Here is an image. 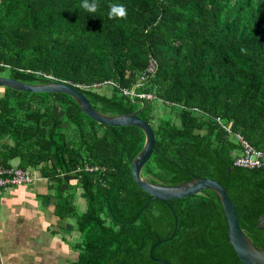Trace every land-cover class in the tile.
Returning <instances> with one entry per match:
<instances>
[{
  "label": "trees",
  "instance_id": "1",
  "mask_svg": "<svg viewBox=\"0 0 264 264\" xmlns=\"http://www.w3.org/2000/svg\"><path fill=\"white\" fill-rule=\"evenodd\" d=\"M82 2L0 0V72L66 82L102 114L138 110L154 135L140 177L217 181L264 250V166L233 165L240 146L216 120L264 152V0H95V13ZM114 4L126 18L109 16ZM143 143L140 128L98 123L65 93L0 87V165L17 158L56 188L73 176L84 200L76 212L73 192L56 195V216L74 217L80 234L70 264H240L213 190L159 201L136 185L130 162Z\"/></svg>",
  "mask_w": 264,
  "mask_h": 264
},
{
  "label": "crops",
  "instance_id": "2",
  "mask_svg": "<svg viewBox=\"0 0 264 264\" xmlns=\"http://www.w3.org/2000/svg\"><path fill=\"white\" fill-rule=\"evenodd\" d=\"M8 162L16 166L18 159ZM34 173L32 182L0 193V264H70L77 257L80 234L74 217L56 216V195L73 192L75 207L84 200L73 176H64L56 188L54 181Z\"/></svg>",
  "mask_w": 264,
  "mask_h": 264
},
{
  "label": "water",
  "instance_id": "3",
  "mask_svg": "<svg viewBox=\"0 0 264 264\" xmlns=\"http://www.w3.org/2000/svg\"><path fill=\"white\" fill-rule=\"evenodd\" d=\"M5 86L19 91L26 92H61L69 95L77 103L81 111L93 119L94 121L110 126H136L140 128L144 134V143L141 150L134 156L130 162V174L132 180L136 185L145 191L150 196L159 201L166 199H176L193 195L202 189L213 190L219 199L221 209L225 220V234L229 245L236 255V259L240 264H264V250L254 246L252 242L243 234L239 227L235 208L228 197L225 188L217 181L206 178L198 177L192 178L189 181L174 184V185H161L151 183L139 175L140 168L149 158L154 135L150 125L143 119L137 116L138 110L130 113H120L118 115H106L96 111L86 99V97L76 88L66 82L59 80H47L41 83H27L14 78L0 75V87ZM264 220L261 216L258 222ZM175 229V218L174 227ZM161 242L157 239L148 249V256L151 258V250L153 247ZM165 264H170L163 261Z\"/></svg>",
  "mask_w": 264,
  "mask_h": 264
},
{
  "label": "built area",
  "instance_id": "4",
  "mask_svg": "<svg viewBox=\"0 0 264 264\" xmlns=\"http://www.w3.org/2000/svg\"><path fill=\"white\" fill-rule=\"evenodd\" d=\"M155 69V63L149 61L144 74L139 77V80H143L146 74L152 73ZM129 95H133L132 88L128 91H124ZM139 98L150 99L151 95L138 94ZM217 122L223 127V129L233 136L240 146V152L233 159V165L245 168H257L264 166V152L253 148L240 134L232 133L229 128L223 125L218 118ZM92 167H88L87 170H92ZM36 174L28 169H22L17 166H1L0 165V193L8 186L28 184L36 178Z\"/></svg>",
  "mask_w": 264,
  "mask_h": 264
},
{
  "label": "clouds",
  "instance_id": "5",
  "mask_svg": "<svg viewBox=\"0 0 264 264\" xmlns=\"http://www.w3.org/2000/svg\"><path fill=\"white\" fill-rule=\"evenodd\" d=\"M81 7L89 13H95L98 10V5L95 0H83ZM109 16L111 18H126L127 9L124 5H111L109 10Z\"/></svg>",
  "mask_w": 264,
  "mask_h": 264
},
{
  "label": "rangeland",
  "instance_id": "6",
  "mask_svg": "<svg viewBox=\"0 0 264 264\" xmlns=\"http://www.w3.org/2000/svg\"><path fill=\"white\" fill-rule=\"evenodd\" d=\"M0 74L3 75V76H6V72L5 71L0 72ZM156 115L159 116V117H161V116L162 117H167L169 115V112H167L166 108H163V110L161 108V109L156 110ZM73 202H74V200H73ZM83 205H84V201H81V203L78 202V206L75 207L76 208V212H81L83 210L82 208H84Z\"/></svg>",
  "mask_w": 264,
  "mask_h": 264
}]
</instances>
